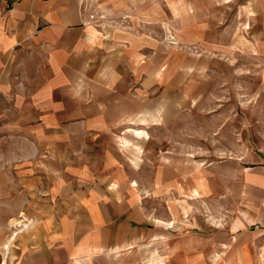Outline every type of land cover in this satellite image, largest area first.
<instances>
[{
    "label": "crops",
    "instance_id": "obj_1",
    "mask_svg": "<svg viewBox=\"0 0 264 264\" xmlns=\"http://www.w3.org/2000/svg\"><path fill=\"white\" fill-rule=\"evenodd\" d=\"M140 33L102 28L88 0H0V264L203 262L162 249L194 247L180 237L206 228L182 215L228 193L179 144L145 154L178 106L180 70ZM233 162L235 216L219 221L238 258L247 226L264 228V164Z\"/></svg>",
    "mask_w": 264,
    "mask_h": 264
},
{
    "label": "rangeland",
    "instance_id": "obj_2",
    "mask_svg": "<svg viewBox=\"0 0 264 264\" xmlns=\"http://www.w3.org/2000/svg\"><path fill=\"white\" fill-rule=\"evenodd\" d=\"M88 8L102 28L125 29L133 37L140 32L149 39L157 35L163 42L164 66L179 67L178 106L164 108L168 116L162 129L147 134L153 142L145 154L154 160L155 143L159 147L164 141V153L179 144L181 161L198 169L210 167L220 179L213 180V187L228 193L220 210L217 201L206 199L194 208L192 204L191 215H182L206 228V236L180 237L194 247L162 251L199 256L204 258L200 264H264V228L247 226L256 237L238 258L234 240L220 230L235 216L232 179L239 166L233 161L264 164V0H88ZM155 252L148 248L149 255Z\"/></svg>",
    "mask_w": 264,
    "mask_h": 264
},
{
    "label": "built area",
    "instance_id": "obj_3",
    "mask_svg": "<svg viewBox=\"0 0 264 264\" xmlns=\"http://www.w3.org/2000/svg\"><path fill=\"white\" fill-rule=\"evenodd\" d=\"M13 3L18 2L19 0H11ZM30 225V221L27 220L25 222H22L21 227H28ZM4 264V263H1Z\"/></svg>",
    "mask_w": 264,
    "mask_h": 264
}]
</instances>
